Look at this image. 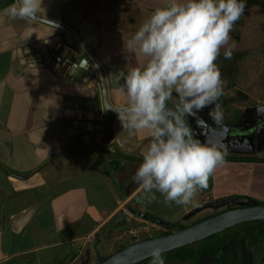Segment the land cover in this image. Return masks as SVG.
Segmentation results:
<instances>
[{"label":"crops","instance_id":"obj_1","mask_svg":"<svg viewBox=\"0 0 264 264\" xmlns=\"http://www.w3.org/2000/svg\"><path fill=\"white\" fill-rule=\"evenodd\" d=\"M12 3L0 0V264H87L91 250L104 241L100 231L112 219L119 223L128 216L124 207L155 216L154 201L141 202V190L132 181L150 138L147 133L129 135L117 114L104 108L95 73L77 77L74 68L60 62L70 48L76 63L85 57L69 35L41 22L12 19L4 11ZM166 3L43 0L42 7L47 19L74 34L91 54L109 103L117 109L127 104L119 91L122 74L145 62L138 51L127 52L125 42ZM176 99L173 93L169 106ZM212 108L188 117V123L207 142L213 136L219 143L218 137L225 132L227 138L231 130L222 123L227 119L212 121ZM96 117L98 137L79 141L86 131L73 122L88 125ZM239 126V131L247 129ZM240 160L225 156L212 175L228 173L230 165L237 166L236 175L264 171L261 158ZM263 182L264 177L257 183ZM207 188L211 192L215 186Z\"/></svg>","mask_w":264,"mask_h":264},{"label":"clouds","instance_id":"obj_2","mask_svg":"<svg viewBox=\"0 0 264 264\" xmlns=\"http://www.w3.org/2000/svg\"><path fill=\"white\" fill-rule=\"evenodd\" d=\"M42 5L43 0H14L4 11L12 19L58 28V22L47 19ZM245 7V0H167L125 42L127 52L138 51L145 62L122 74L119 91L127 104L113 110L129 135L147 133L150 138L132 177L141 190V202L155 201L158 192L166 205L191 204L197 191L208 187L215 169L225 163L226 153L216 144L201 142L188 117L214 105L210 117L215 123L223 120L217 101L224 81L215 61ZM224 58H232V48ZM173 93L177 99L169 106ZM150 256L151 264H165L161 247L153 246Z\"/></svg>","mask_w":264,"mask_h":264},{"label":"rangeland","instance_id":"obj_3","mask_svg":"<svg viewBox=\"0 0 264 264\" xmlns=\"http://www.w3.org/2000/svg\"><path fill=\"white\" fill-rule=\"evenodd\" d=\"M245 4L243 16L230 32L229 43L220 49L218 59L215 61L220 67L224 84L230 86L223 91V98H233L235 102L222 108L223 120L235 122L236 115L239 113L244 116L245 120H239L235 126L226 123L224 128L231 130L227 138L223 127L219 129V126H216V130L223 132L218 137L219 143L213 136L207 142L199 128L194 131V135L201 142L216 144L222 152L226 153L227 157L247 160L255 159V157L264 159V0H245ZM228 48H232L231 59L224 58V52ZM254 122H257L255 128L252 124ZM239 124L246 128L250 127V130L236 131ZM223 138H226V141ZM236 168L237 166L231 167L230 165L227 166L228 173L219 176L212 175L208 186H215V189L209 192L206 188L208 193L196 194L193 203L186 206L177 205L175 202L166 205L163 195L155 193L156 200L152 212L157 217L156 221L144 218L142 214L145 213L139 208H134L135 212H133L124 207L128 216H123L120 221L122 225L120 226L121 223H116L114 219L107 223L100 231L104 241L98 243L97 249L96 247L93 250L90 249L92 256L88 257L86 263L98 264V258H105L116 253L123 245H130L148 237H154L158 233H164L170 229L167 223H178L188 227L196 221L199 222L205 217L225 210L227 206L241 207L245 205L244 201L240 200L241 197L252 198L260 204L264 203V182L257 183L264 177V171H257L255 175H236L233 171ZM225 194H228L224 198L225 201L220 202L219 197ZM256 223V228L263 227L258 224L259 222ZM245 232L244 229L240 230L242 236L239 239L241 241ZM133 239L134 242H132ZM257 251L255 255H251L250 264H264V248L257 249Z\"/></svg>","mask_w":264,"mask_h":264},{"label":"water","instance_id":"obj_4","mask_svg":"<svg viewBox=\"0 0 264 264\" xmlns=\"http://www.w3.org/2000/svg\"><path fill=\"white\" fill-rule=\"evenodd\" d=\"M41 23L48 24L47 22ZM57 29L69 35L85 56L79 61V63H76L74 54L69 53L66 55V58H60V62L64 61V63L69 64L70 67L74 68V70L77 72V77L80 76L83 78L86 76V78H89L95 73L99 79L104 108L107 111L117 114L113 110L116 108L111 106L109 103L107 89L101 69L91 54L82 46V44H80L74 34L69 32L61 25H59ZM73 127L86 131V134L81 137L82 139H79V141L82 142L83 137H86L89 142L94 141L98 137L99 131L101 129L98 117H96L93 123L88 125H86V123L83 121L73 122ZM251 221H264V203L253 206L233 208L192 224L188 227L177 229L171 231L170 233L151 237L142 241H137L123 247L116 253L108 256L105 260L98 258V264H136L142 260L151 258L150 251L153 246L161 247L163 249V253L169 252L171 250L201 241L211 235L220 233L227 228Z\"/></svg>","mask_w":264,"mask_h":264},{"label":"trees","instance_id":"obj_5","mask_svg":"<svg viewBox=\"0 0 264 264\" xmlns=\"http://www.w3.org/2000/svg\"><path fill=\"white\" fill-rule=\"evenodd\" d=\"M227 88H230V86L224 84L223 91H225V89ZM238 95H242V94H238ZM218 103L220 104L222 109L225 108V105L230 106L232 103L235 102L233 101V98L232 99L219 98ZM241 117H242L241 113H239L238 115H236L235 122L227 121V123L236 124ZM222 123L224 125L226 124V122L224 123V121ZM252 124L254 125L253 127L255 128V122ZM247 128L248 129L242 131L236 129V131L245 132L250 130V127ZM245 160L246 159H241L240 161H245ZM260 162H264V159H261ZM240 200L244 201L245 206H253L260 204L257 201L253 200L252 198L241 197ZM219 201L224 202L225 199L220 198ZM233 208L236 207L227 206L225 210H231ZM219 213L221 212L212 214L208 217H205L204 219L213 217ZM142 216L147 220L156 221V218L151 214L145 213ZM256 222H259L258 224L263 225V227L259 226L258 228H256L255 227V224H257ZM166 225L170 229L165 231L164 233L163 232L158 233L156 234V236L170 233L173 230L185 228V226L178 223H173V224L167 223ZM242 229L246 230V232L243 234V239L241 241L239 238L242 236V234L240 233V230ZM134 241L135 240L133 239L132 242ZM125 246L124 245L121 246L119 250ZM263 248H264V221H251V222H244L234 227L227 228L220 233L211 235L191 245H187L181 248L171 250L169 252H165L163 253V258L165 260V264H250L251 255L252 256L255 255L256 252H258L257 249L260 250ZM107 257L101 258V260H105ZM136 264H151V258L142 260Z\"/></svg>","mask_w":264,"mask_h":264},{"label":"flooded vegetation","instance_id":"obj_6","mask_svg":"<svg viewBox=\"0 0 264 264\" xmlns=\"http://www.w3.org/2000/svg\"><path fill=\"white\" fill-rule=\"evenodd\" d=\"M68 53H73L72 52V49L70 48V51L68 52ZM74 54V53H73ZM67 56H65V57H62V58H66ZM64 63V62H63ZM66 64V63H65ZM248 129V128H247ZM228 131V130H227ZM241 207H246L245 205H243V206H241ZM236 208H240V207H236ZM224 211H227V210H223V211H221V212H224ZM143 215V214H142ZM168 222V221H167ZM196 223H197V221H196ZM195 224V223H194ZM192 225V224H191ZM190 226V225H189ZM187 227V226H186ZM149 238V237H148ZM148 238H146V239H148Z\"/></svg>","mask_w":264,"mask_h":264}]
</instances>
